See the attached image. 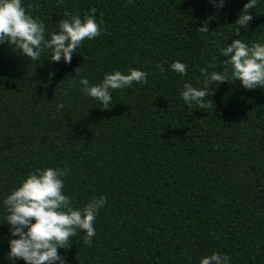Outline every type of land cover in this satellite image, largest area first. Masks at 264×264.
I'll use <instances>...</instances> for the list:
<instances>
[{"label": "trees", "instance_id": "16d2710c", "mask_svg": "<svg viewBox=\"0 0 264 264\" xmlns=\"http://www.w3.org/2000/svg\"><path fill=\"white\" fill-rule=\"evenodd\" d=\"M244 2L217 10L209 0H22L46 32L65 11L95 9L102 21L66 64L46 53L27 61L0 44V197L29 171L66 166L74 206L107 201L90 244L78 233L57 249L65 264H198L213 251L230 264H264V88L213 82L203 109L179 96L202 72L225 70L218 45L264 41V0L233 34ZM173 61L186 65L184 75L169 71ZM130 68L145 71V82L111 90L107 109L80 90L81 77L95 84Z\"/></svg>", "mask_w": 264, "mask_h": 264}, {"label": "clouds", "instance_id": "9594fccd", "mask_svg": "<svg viewBox=\"0 0 264 264\" xmlns=\"http://www.w3.org/2000/svg\"><path fill=\"white\" fill-rule=\"evenodd\" d=\"M226 0H209L215 9H222ZM258 0H245L234 21L233 34L239 36L252 19L249 10L256 7ZM95 9H89L83 17L64 12L54 31H47L44 23L25 11L22 0H0V44H7L15 53L27 61L41 62L42 53L52 62H70L72 54L85 40L97 37L102 21L95 18ZM200 31H207L200 26ZM218 57H224V71L202 72L203 79L197 87L183 84L179 96L184 105L207 107L205 99L211 92L213 82H225L229 78L238 81L245 89L264 88V41L246 43L232 39L230 43L217 46ZM44 57V58H45ZM156 68L162 69L157 63ZM169 71L184 75L186 65L180 61L169 64ZM147 73L130 68L126 73L118 70L106 72L95 84L87 78L79 80L82 94L107 109L112 103L111 90H120L143 84ZM63 108L56 104V110ZM68 168L42 167L29 171L10 192L0 197V225L7 224L8 238L5 253L6 264H65L57 249L66 248L71 238L81 233L84 244H90L95 235L94 220L107 203L103 195L93 196L82 206H74L64 193ZM198 264H230L227 254L213 251L199 257Z\"/></svg>", "mask_w": 264, "mask_h": 264}]
</instances>
